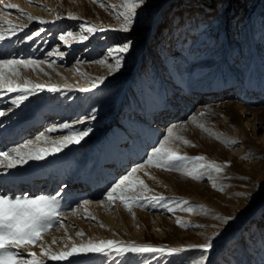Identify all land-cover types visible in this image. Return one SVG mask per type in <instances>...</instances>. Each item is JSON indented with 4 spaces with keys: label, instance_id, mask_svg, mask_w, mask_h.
Returning <instances> with one entry per match:
<instances>
[{
    "label": "rangeland",
    "instance_id": "obj_1",
    "mask_svg": "<svg viewBox=\"0 0 264 264\" xmlns=\"http://www.w3.org/2000/svg\"><path fill=\"white\" fill-rule=\"evenodd\" d=\"M0 2V59L43 61L15 66L16 82L30 81L29 92L0 89V152L41 135L47 141L31 147L51 149L69 134L60 128L65 123L73 131L90 130L79 143L43 159L0 168V194L55 195L59 204V222L37 244L19 250L25 258L35 253L46 264H192L203 255L205 264H264V0H144L128 32L120 30L123 17L117 18L122 0ZM81 25L104 30L88 33ZM69 32L88 38L61 41ZM124 43L130 47L119 54L121 67L110 73L115 58L108 49ZM20 96L26 99L14 104ZM52 127L57 130L48 132ZM170 127L195 145L171 140L178 154L204 156L222 171L203 170L195 179L146 165L134 177L151 190L146 195H163L164 201L140 200L126 208L107 200L112 186L147 160ZM97 171L109 175L84 184ZM70 177L77 183L63 189ZM46 181L43 190L19 193L23 184ZM210 236V248H189ZM109 240L165 252H81L64 261L41 256V242L59 253Z\"/></svg>",
    "mask_w": 264,
    "mask_h": 264
},
{
    "label": "snow or ice",
    "instance_id": "obj_2",
    "mask_svg": "<svg viewBox=\"0 0 264 264\" xmlns=\"http://www.w3.org/2000/svg\"><path fill=\"white\" fill-rule=\"evenodd\" d=\"M144 3V0H122L121 6L124 11L118 14L123 17L124 23L121 26L122 31L128 32L133 24V19L137 15L136 9ZM103 6V5H101ZM8 7L17 8V5L12 4ZM69 17L76 19L73 14H69ZM59 18V17H57ZM27 19L39 20L40 23H49V21L44 20L40 17L28 15ZM10 28L15 31L14 25H9ZM81 28L88 33H92L98 30L95 27H87L81 25ZM39 35V33H36ZM33 37L30 35L28 39L31 40ZM68 38L73 40L78 39L79 41L86 40L88 37L86 35H80L76 37L73 33L69 32L66 35H61L60 40L68 42ZM5 39L3 32H0V40ZM130 47L129 43H124L122 45L109 48L108 55L115 58V63L109 64L108 68L110 73L113 71H118L121 67L122 56L120 53H125ZM49 55H52L50 52ZM60 55H63L61 53ZM43 61H31V60H7L0 59V89L6 88L9 92H29L30 89L27 87L30 81H25L24 85L16 82V79L20 77V73L15 67L16 65H23L28 67L33 64H41ZM97 63L104 65L105 60H99ZM7 70V71H6ZM99 82H103L104 77L96 78ZM95 82L93 87H95ZM36 89L42 88V85H35ZM49 91H58L56 87L48 89ZM89 89H81V91H88ZM26 99V96H20L18 100L13 101V103H18ZM4 115L0 112V116ZM203 115V113H201ZM200 128L204 129V125H198ZM174 127V126H173ZM173 127L168 128L167 135L164 140L160 142L158 147H155L151 153L148 154L147 160L143 164H139L132 168L127 175L123 176L117 183H115L112 188L108 191L106 199L109 201L119 200L122 202L126 208L133 203L140 200L154 199L159 201H164L165 197L163 195L158 196H148L147 192L151 191L147 188V185L143 180L138 177H134V174L139 170L145 168V166H154L167 171H178L182 174H186L192 178L200 179L203 174V170H213L217 173L222 171L219 165L214 162H207L204 156H188L187 154L180 155L172 147L169 146L171 140H181L184 144L191 145V142L184 139L183 137L174 135ZM61 129H69V134L60 137L59 140L53 141L54 147L49 149L47 147H37L33 148L34 144L39 141H47V137L44 135L37 136L35 141L29 140L25 144L18 147L12 148L10 151L0 152V168H14L17 164L26 163L28 160H40L43 159L46 154L53 151H59L62 147H66L71 143H79L81 139L88 135V131H73L71 130L70 124L60 125ZM57 129L55 127L49 128L48 132H54ZM207 131V129H204ZM232 144L237 143V141H231ZM14 154V155H13ZM209 179L212 177L209 175ZM139 186V191L137 187ZM213 187H216L213 182ZM128 193H133V195H128ZM90 203L89 201H84V204ZM104 203V201H101ZM184 205L188 204V201H183ZM167 208L168 211H174L172 207L167 204L162 205ZM180 205L178 204L177 207ZM203 207V206H200ZM130 210V208H129ZM183 211L192 212L193 207H184ZM59 204L57 197L55 195H37L35 197H15L9 198L7 195L0 194V264H46L42 259L36 257L35 253H29L30 258H25L24 254L19 251L22 248H26L31 245L37 244L41 241L42 234H49V229L53 226L54 222H59ZM219 218V217H217ZM230 219L229 217L224 218L225 222ZM177 223H180L179 218ZM63 225H61L62 227ZM82 233H77L81 235ZM213 237L207 238V242L203 245H190L189 248H201L208 249L212 245ZM55 239L53 243H55ZM41 256L47 257L52 261H64L69 257L79 255L81 252H96L104 253L107 251H112L117 254H123L125 252L133 253H162L165 252L164 248H155L152 246H121L115 241H101L99 244H92L89 242L88 245L77 248L75 245L70 250L60 251L59 253L52 251L49 247L45 249L43 243H40ZM67 247V246H65ZM169 254L182 251V249H170L167 250ZM207 260L206 256L201 255L199 259L192 261V264H205Z\"/></svg>",
    "mask_w": 264,
    "mask_h": 264
},
{
    "label": "bare ground",
    "instance_id": "obj_3",
    "mask_svg": "<svg viewBox=\"0 0 264 264\" xmlns=\"http://www.w3.org/2000/svg\"><path fill=\"white\" fill-rule=\"evenodd\" d=\"M194 96H199V95L197 94V95H194ZM188 100H193V98H190ZM171 111H172L171 108L170 107H167L166 114L172 116V112ZM105 175L108 176L109 175V172L103 173V172L97 171V172L93 173L92 175H90L89 178L87 179V183H84V184L94 185V184L100 183L102 181V179L105 177ZM74 183H77V181L75 180L74 177H70L66 181L63 189H68L69 187H71L72 185H74ZM48 185H49V183L47 181L46 182H43V183H39V184L29 182L27 184H23L20 187L21 189H20L19 193L24 194V193H27V191H33L36 188H41L43 190ZM24 188H27L26 191H25ZM28 193H30V192H28Z\"/></svg>",
    "mask_w": 264,
    "mask_h": 264
}]
</instances>
